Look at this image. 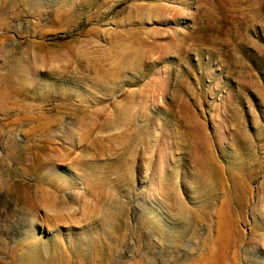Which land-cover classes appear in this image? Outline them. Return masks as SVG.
<instances>
[{
	"label": "rangeland",
	"instance_id": "rangeland-1",
	"mask_svg": "<svg viewBox=\"0 0 264 264\" xmlns=\"http://www.w3.org/2000/svg\"><path fill=\"white\" fill-rule=\"evenodd\" d=\"M0 264H264V0H0Z\"/></svg>",
	"mask_w": 264,
	"mask_h": 264
}]
</instances>
